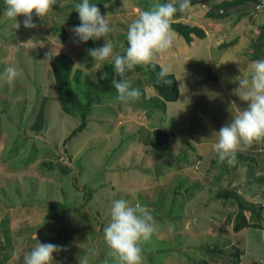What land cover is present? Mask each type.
<instances>
[{"label":"rangeland","instance_id":"1","mask_svg":"<svg viewBox=\"0 0 264 264\" xmlns=\"http://www.w3.org/2000/svg\"><path fill=\"white\" fill-rule=\"evenodd\" d=\"M144 1L149 9L174 2ZM197 1L185 20L204 29L206 37H194L186 44L174 33V50L172 47L155 61L164 67L168 63L172 66L173 55L186 51L181 59L188 60L187 66L180 62L179 70L173 68L180 77L185 70L187 85L195 80L202 84V100L193 106L192 101L196 100L191 94L192 100L183 114H170L169 110L175 108L168 105L170 116L164 115L165 127L174 132L185 130L187 140L179 138L160 148L157 144H144L145 132L151 129L149 124L156 123L157 116L150 121L144 111L129 104L119 109L107 102L109 98L92 109L86 128L64 146L65 138L79 121L60 106L50 68L51 56L66 54L74 61L72 73L82 69L91 77L101 73L105 64H113L111 59L94 61L89 55V49L104 45V38L74 43L76 37L71 30L80 24L74 5L81 0H57L44 20L33 15L35 28H25L23 16L17 17L19 28L5 15L0 18V264H24V254L39 242L61 247L53 254L54 264H79L85 255L89 256V264H116L107 254L104 228L110 222L112 201L120 199L130 205L146 206L155 219L156 230L142 246L143 264H197L203 260L222 264L223 258L232 261L236 250L241 253L239 264H264V257L243 256L238 243L233 244L238 234L232 230V220L226 217L235 213V205L220 194L248 177L251 185L240 188L244 199L262 200L255 191L260 189L264 197V181L250 176L262 172L263 163L258 160L261 149L239 152L248 161L236 159L234 164L225 161L212 165L217 156L214 148L206 154L210 144H203L199 150L194 144L199 139L215 143L216 133L229 124H221L229 116L223 101L226 97L218 99V90L225 89L237 112L247 107V102L236 94L237 77L250 72L245 49L255 39L257 25H264V12L250 5V17L235 22L238 13L232 11L230 18L214 21L205 14L213 4L224 0ZM103 2L101 6L100 0H90L111 24L112 33L107 38L114 42L113 52L121 54L123 34L141 12L142 0ZM70 14L73 21H68ZM195 47L199 51L193 52ZM227 63V68L216 66ZM7 66H15L23 73L11 86L3 77ZM131 78L135 82L143 76L136 73ZM141 85L147 97L155 95L152 88ZM180 89L185 98L183 86ZM44 97L45 124L35 133L29 126ZM178 106L176 111L184 107ZM107 111L116 114L109 115ZM260 146L263 149L264 143ZM178 155L185 158L181 167L177 166ZM243 165L247 170H241ZM209 249L224 254H211Z\"/></svg>","mask_w":264,"mask_h":264},{"label":"clouds","instance_id":"2","mask_svg":"<svg viewBox=\"0 0 264 264\" xmlns=\"http://www.w3.org/2000/svg\"><path fill=\"white\" fill-rule=\"evenodd\" d=\"M56 3L57 0H5L4 15L15 22L16 28L20 27L18 16L24 17L25 28H35L37 25L33 23V15L44 20ZM256 9L264 12V0L256 5ZM74 10L80 19V24L71 30L76 37L74 43L104 38V45L89 49V55L94 61L104 62L111 59L114 72L121 77L120 80L112 81L117 92L116 99L122 104H129L139 100L140 90L131 86L126 73L133 71L137 66H154L157 57L173 47V18L178 11H190L191 0H174L141 11L128 26V46L124 54L113 52L114 42L107 38L112 27L95 4L90 3V0H81L74 5ZM22 74V70L17 67L7 66L3 77L11 86ZM168 75L169 69L162 67L158 74L159 81L171 84L172 81L166 79ZM237 80L239 87L236 94L241 101L247 102V107L239 110L232 117V121L216 133L217 142L213 148L220 163L226 161L228 164H234L238 152L254 143H264V58L254 60L249 74L237 77ZM155 230V219L146 206L139 203L130 205L124 199L112 201L110 222L104 228L108 256L112 257L116 264H143L142 246L151 239ZM34 238L37 239V236ZM60 250L58 245L39 242L24 254V264H54L53 254ZM95 254L93 250L91 255ZM79 264H89V256L81 257Z\"/></svg>","mask_w":264,"mask_h":264},{"label":"trees","instance_id":"3","mask_svg":"<svg viewBox=\"0 0 264 264\" xmlns=\"http://www.w3.org/2000/svg\"><path fill=\"white\" fill-rule=\"evenodd\" d=\"M100 1L101 6H103L104 0ZM259 3H261V0H224L217 4H213L208 9L205 16L206 18H209L211 20L218 21L230 18L232 15V11H235L238 13V17L235 19V22H238L242 17L251 16L248 11L250 5H257ZM196 4H198L197 0H191V7ZM53 8H55V6H53ZM5 9V0H0V18L3 17ZM146 10L150 9L147 7L146 1L142 0L141 11ZM188 12L180 13L178 11L174 16L171 24L173 32L179 35L186 42V44H190L193 41L194 37H196L197 39H204L206 37L204 29L200 28L197 25H190L187 21H185ZM68 21H73L72 14L68 16ZM113 25L116 27L117 24L113 23ZM110 33H112V31ZM126 34H123L124 49L121 54H124V51L128 46L127 39L126 37H124L126 36ZM255 34V39L253 38V40L251 41V45L247 49H245V58H248L250 61H254L258 58H264V25H257ZM232 44L233 42L229 43L228 46ZM224 45L225 44H222L220 46ZM50 68L62 110L67 114L73 115V117H75L79 121V124L72 130L71 135L65 138L63 142L64 146L66 143L71 141V139L76 136L78 132H81L86 128L88 116L89 114H91L92 109L96 106L102 105L104 103V99L109 98L110 101L107 102H111L113 105L115 104V106L119 109H122L123 105H125L116 99L117 92L112 85V81L120 80L121 77H119L114 72V65L111 63L105 64L102 68L101 73L93 75L94 77H91L90 75L85 74L82 69H76L72 73V70L74 68V61L66 54L59 53L51 56ZM161 68L162 66L160 64L154 62V66L150 65L146 68L137 66L133 71H129L126 73V78L130 81L131 86L140 90L139 100L131 102L129 103V105H131L133 108L144 111L145 116L150 121L152 119V116H157V120H155L156 123L153 126L149 124V127L151 129L145 132L146 135L144 144L147 146L157 144L159 148L164 144L174 142L180 138L178 137L176 132L170 131L169 129H164V117L167 116L168 104L176 102L179 99L180 90L178 87V77H176L173 73H169L166 79L171 80L172 83L164 84L162 81H159L158 78V74L161 71ZM136 73H140L143 76V79L132 82L133 79L131 77ZM138 81H140L145 86L152 88L155 92V95L147 97L141 83ZM75 88L77 89L75 90ZM78 91L80 92L78 93ZM81 97L83 98V100H81ZM46 99V97L43 98V101L35 115L34 122L31 124V126H29V129L35 133L40 132L45 124ZM115 102H117L118 105ZM106 113L110 115L111 111H107ZM111 114L115 115L116 113L113 111V113ZM187 144L188 143H186V145ZM258 144L260 145V143ZM260 149L262 151L259 152L258 157H260L262 161H264V148H258V150ZM198 157L199 159H201V156ZM236 159L241 161L246 159L248 161L247 156L242 155L239 152L236 155ZM176 160L178 163L177 166L181 167L183 164L180 163L185 161V158L178 155ZM250 160L254 161L253 158H250ZM217 162L218 158L216 156L215 160H213L211 163L213 165L217 164ZM185 163L187 164L186 166H191L189 162ZM243 166H240L241 170H247V166ZM49 167H51V165ZM236 169L237 168H235V170ZM251 174L252 175L250 176H254L253 179L255 181H264V174ZM239 179L242 180L243 178L240 177ZM251 182L252 181H250L248 177H245L244 180L240 183H243L244 187L248 188ZM211 192L212 191H210V193ZM220 194L221 196L224 195L225 199L231 200V205H235V213H229L226 217L227 220H232L233 223H231L233 231L238 232L240 230L248 228L262 229V226L264 224V202H254L253 200V202H251V200L246 201L243 197V193L238 192L237 186L234 188H227L220 192ZM232 215L234 216L232 217ZM208 252H210L211 254H224V252H218L217 250L215 251V249H209ZM240 254V250H236V252L232 254V257H234L232 261H229V259L227 260L226 258L222 259L221 256L222 262L224 264H239ZM197 264L210 263L203 260L198 261Z\"/></svg>","mask_w":264,"mask_h":264},{"label":"crops","instance_id":"4","mask_svg":"<svg viewBox=\"0 0 264 264\" xmlns=\"http://www.w3.org/2000/svg\"><path fill=\"white\" fill-rule=\"evenodd\" d=\"M174 46L175 45H173L172 51L176 47V46L175 47ZM178 46H179V48H181L182 47V44H178ZM197 51H199V48H196V47L193 48V52H197ZM186 53H187L186 51L185 52H182V54H184V55ZM182 54L181 53H179V55L178 54H174L175 56L173 55V57L171 58V59H173V64L174 65L169 66L170 63H168V65L165 67V68H168L169 69V73H173L176 77H178V87H179V90H180L179 99L176 102H173V103H170V104H173L175 109H178V107H179L178 105H184V107H182L181 109L179 108V110H177V111L175 109L169 110V113L170 114L171 113H174V114H178V113L179 114H183V109L188 108L189 103L192 100L191 98H189V96L191 94H193V97H195V100H196V101H194V100L192 101V105L193 106H197L198 103H200V101L202 100V95H201L202 93H199V91L202 90V84L199 83L197 80H195L193 82V84L189 82V84L187 85L186 84L187 80L184 77L186 75L185 74V70H184V72H182L181 77H180V74L179 75H176L177 73H176V71H174V68L175 69L178 68V70L181 68L180 62H182L185 66H187L188 60H185V61L182 60L181 58H182V56H184ZM154 62H157V61H154ZM252 62L253 61H250V66H251V63ZM160 65L162 66V64H160ZM216 66H219L220 68H227L229 66V63H227V64H219V65H216ZM162 67H164V66H162ZM213 68H215V67H213ZM203 83H205V82H203ZM195 84H196V89L194 88V85ZM181 86H183L184 94L186 96L185 98H182V91L180 89ZM195 91H198V93H196ZM217 93H218V95H217V98L218 99L222 95H224L226 97V99H223V101L225 102L226 107L228 108V116L229 117H226V118L222 119L221 120V124L230 123L232 121V117L237 113V110L233 107V104H235V102L230 104L229 101H230V98L231 97L230 96H227V92L225 91V89H222L221 88L220 90L217 91ZM170 104H168V105H170ZM216 111H219V109L217 108ZM167 116H170L168 114V112H167ZM185 122H187L186 117H185ZM164 129H167V127L166 128L164 127ZM175 132L178 135V137H180L181 140H183V139L187 140V138H186L187 134L185 133V130L183 132H179V131H175ZM216 142L217 141H215V143ZM215 143H210L209 141L201 140V139H199V140H197V141L194 142V144H197V149L198 150L200 149L199 147L202 146L203 144H210L211 145V148L206 149V151H207L206 154H208V153H210L212 151L213 144H215ZM260 147L261 146L259 144H254L252 146H249L247 148L249 150L246 151V152H249V151L250 152H254V151L257 152V151H259L258 148H260ZM243 151H245V150H243ZM258 160L261 161V163H263V164H261V166H262V172L261 173L264 174V161H262V159L260 157L258 158ZM238 172H240V171H238ZM239 184H241L242 187H239ZM243 187H244V184L243 183H238L237 184V189H238L239 192H241L240 188H243ZM256 191L258 193H255V194H259V197L264 201V197H262V191L260 189L259 190H256ZM255 196H253L252 198L255 199ZM262 200L259 201V202H262ZM236 233L238 234V238L236 240H234L233 244L234 243H238V246L237 247H239V249L242 250L243 256L250 255L253 258H260V259L264 257V224L262 226V229H252V228H248V229L240 230V231H238Z\"/></svg>","mask_w":264,"mask_h":264}]
</instances>
